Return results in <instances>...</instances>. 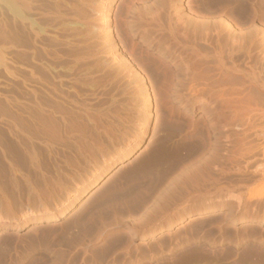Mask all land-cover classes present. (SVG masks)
Here are the masks:
<instances>
[{"label": "bare ground", "instance_id": "1", "mask_svg": "<svg viewBox=\"0 0 264 264\" xmlns=\"http://www.w3.org/2000/svg\"><path fill=\"white\" fill-rule=\"evenodd\" d=\"M109 2L96 0V15L89 17L76 15L72 5L66 12H53L50 0H0L3 180L16 186L21 166L40 171L45 155L51 160L61 157L65 165L74 164L77 171L86 169L84 176L77 174L78 183L76 180L75 186L71 182L75 186L71 189L70 173L65 183L58 178L62 173H57L55 179L39 172L38 184L29 183L26 176L27 193L34 203L21 204L17 211L0 183V233L25 226L35 229L66 215L103 174L122 166L136 150L147 132L156 101L175 106L190 117L191 124L192 118H200L206 125L209 142L205 154L179 168L153 205L134 218V222L140 223L134 225L145 223L149 227L139 237L171 234L179 226L216 211L218 206L225 208L223 219L234 226L252 219L253 215L248 213L234 217L231 212L234 201L210 199L208 192L219 194L224 186L219 187L208 166L222 156L225 160L244 156L264 162V40L259 39L260 30L238 29L223 18L187 23L186 15L176 8L166 7L162 12L132 10L127 20L133 35L160 58L154 71L163 77L156 92L145 65L139 69L122 61L116 46L108 39L112 32ZM90 37L93 41H88ZM101 75L108 76L109 83L124 84L126 96L122 101L92 106L96 93L77 88L78 84L87 85L90 79ZM67 146L73 147L79 155L68 152L79 158L66 155ZM205 181L209 185L204 186L207 195H203L204 189L200 191ZM185 183L202 192L196 191L198 195L192 196L193 205L177 210L173 217L160 214L157 219L172 190ZM259 189V196L264 195V190ZM256 222L264 224V212ZM138 231H131L132 236L137 237Z\"/></svg>", "mask_w": 264, "mask_h": 264}, {"label": "rangeland", "instance_id": "2", "mask_svg": "<svg viewBox=\"0 0 264 264\" xmlns=\"http://www.w3.org/2000/svg\"><path fill=\"white\" fill-rule=\"evenodd\" d=\"M50 1L53 12H66L72 5L76 15L81 13L93 17L96 11L94 9L97 8L96 0ZM103 1H110L109 26L112 32L108 39L116 46L122 61L130 62L139 69L141 65H145L152 79L151 86L156 92L163 77L154 71V67L160 65V58L133 35L131 23L128 21L132 10L162 12L166 7L176 8L186 15L187 23H196L199 20L212 22L214 19L223 18L238 29L258 28L259 39L264 40V0ZM90 40L93 41V38L88 41ZM108 78L106 75L96 76L87 85L78 84L77 88L81 92L96 93L97 98L92 101V106L103 107L112 100L122 101L126 96L124 84L109 83ZM152 110L147 132L136 150L123 162L125 164L121 168H115L116 170L112 168L107 175L103 174L94 184V188L84 193L66 215L35 229L25 226L18 231L0 233V264H264V224L259 225L256 222L264 212V195L258 194V189H262L261 186L264 188V162L244 156L242 159L235 157L225 160L222 158L224 156L221 157L223 151L220 152L222 159L211 162L208 172L216 177L219 187L224 188L219 194L208 192V195L212 200L228 199L236 202V208L231 211L234 217L248 213L253 218L234 226L223 219L225 208L218 206L216 211L205 214L190 224L179 226L171 234L161 232L154 237H139L149 227L143 225L145 223L136 226L134 224L138 222L134 220L143 209L155 202L161 189L179 168L205 154L209 142L206 125L200 118H192L191 124L188 115L175 109V106L171 107L168 103L164 105L160 101H156ZM72 148H64V153L71 158H79V154ZM68 150L77 155L74 156ZM45 156L41 158L40 171L35 172L34 169L22 165L23 177L20 176L19 183L14 187L7 185V181L3 180L5 177H2L4 175L0 174L1 186H5L3 188L10 194L16 211L21 204L34 203L27 193V182L24 181L26 176L29 183L38 184L41 176L39 172L47 177H56L57 173H62L63 176L58 177V174L57 177L65 183L67 176L71 174L73 180L69 179V183L72 182L75 186L78 175L84 176V169L78 168L77 171L74 164L65 165L61 157H52L51 160V157ZM261 171L263 174L259 175ZM72 183L68 185L70 189L75 187ZM202 183L200 191L204 189L203 195H207L204 193V186L208 183ZM193 187L188 183L180 185L178 190L175 187L166 200L163 212L157 213V219L161 215L166 218L170 215L173 217L177 210L179 212L183 207L185 210L189 204L193 205L192 196L198 195L196 191L202 193ZM131 231H138L137 237H133Z\"/></svg>", "mask_w": 264, "mask_h": 264}]
</instances>
